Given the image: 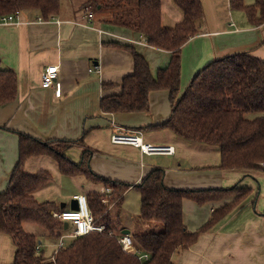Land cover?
Segmentation results:
<instances>
[{"label":"crops","instance_id":"1","mask_svg":"<svg viewBox=\"0 0 264 264\" xmlns=\"http://www.w3.org/2000/svg\"><path fill=\"white\" fill-rule=\"evenodd\" d=\"M207 1L202 0L204 19L199 33L182 46L181 82L194 77L212 60L236 52H249L264 60V23L253 25L247 17L237 26L230 0H214L212 25L207 24ZM162 11L166 26H174L183 19V12L174 0H162ZM94 14L92 20L86 8L63 9L60 4L59 12L50 18L29 10L20 12V23H0V68H10L18 77L17 98L0 106V191L6 190L18 161L19 140L14 130L42 140L83 137V143L66 150L70 159L80 162L84 148L88 147L92 151L89 159L92 171L132 184L123 203L111 208L118 230L127 228L134 235L163 228L162 222L144 221L140 210L134 211L126 200L131 191L137 190L134 185L155 167L165 169V184L174 188H228L240 183L250 186L251 193L201 233L193 245L178 252L174 261L176 264H264V170L220 168L221 154L215 145L189 141L168 127H155L171 114L168 89L149 93L147 111L103 112L102 96L119 92L123 77L134 69L132 52L122 44L139 50L155 77L170 62L171 51L149 45L137 32L107 22L105 16L109 14L100 6ZM40 16L45 21H38ZM49 64L59 65L60 96L55 87L41 85V73ZM95 66L98 70L90 71ZM104 83L116 86L104 89ZM118 127L140 131L145 142L172 145L175 153L147 154L132 144L113 143L111 134ZM53 160L40 155L25 161L24 168L29 173L46 169L52 174L50 182L33 192L39 201L60 203L58 210L71 209L74 195L102 189L84 176L62 173ZM58 179L66 180L69 186L63 187L62 182L57 185ZM235 196L203 204L185 199L183 219L188 230L199 229L214 208ZM71 226L65 224L66 234L72 231H68ZM45 241L41 249L51 256L56 243L48 237ZM15 251L12 237L0 232V264H13Z\"/></svg>","mask_w":264,"mask_h":264},{"label":"trees","instance_id":"2","mask_svg":"<svg viewBox=\"0 0 264 264\" xmlns=\"http://www.w3.org/2000/svg\"><path fill=\"white\" fill-rule=\"evenodd\" d=\"M183 12V19L174 26L162 22V0H89L92 10L100 6L109 16L107 22L137 32L147 44L171 51L168 65L153 76L146 57L134 46L122 44L133 55L134 69L125 75L120 91L105 93L101 98L103 112H141L150 107L149 93L168 89L171 114L155 127H168L177 135L194 142L215 145L221 154L220 168L264 170V115L253 119L250 112L264 113V60L249 52H236L216 58L200 69L181 93L182 46L200 31L204 19L202 0H174ZM60 0H0V14L17 11H38L44 18L56 15ZM232 9H243L253 25L264 23V0L246 5L244 0H230ZM116 86L104 83L107 89ZM18 77L10 68H0V106L17 98ZM5 128H8L5 126ZM18 135V161L9 183L0 191V232L12 237L16 246L13 264H176L174 256L193 245L200 234L225 216L252 191L240 183L215 188H174L165 184V169H151L134 187L140 192V215L146 222H162L163 228L134 234L138 249L150 254L148 260L125 251L114 233L118 223L111 208L121 205L131 183L107 178L92 171L91 149L85 147L82 160L75 162L66 150L79 139L42 140L29 133ZM52 157L64 174L81 175L109 188V192L87 193L88 206L96 224L103 231L68 237L56 254L46 256L38 234L25 230L26 222L44 227L52 243H57L67 228L52 214L58 204L39 201L33 194L52 179L49 170L36 173L25 170V161L33 156ZM214 208L211 217L199 229L190 231L183 219V202L191 199L199 204L226 200ZM103 198L107 202H103ZM54 256V257H53Z\"/></svg>","mask_w":264,"mask_h":264},{"label":"built area","instance_id":"3","mask_svg":"<svg viewBox=\"0 0 264 264\" xmlns=\"http://www.w3.org/2000/svg\"><path fill=\"white\" fill-rule=\"evenodd\" d=\"M87 16L89 19L94 18L95 14L91 10L89 6H86ZM38 21H45V19L40 16L38 17ZM0 23H20V11L11 14H0ZM98 66L91 68L90 71L96 69L98 70ZM59 65L58 64H49L46 65L41 73V85L43 88H52L55 87L57 90V95H61V87L60 83L58 82L59 76ZM111 140L113 143H122V144H132L136 147H139L140 150L147 154L153 153H164V154H173L175 153V148L172 145H164V144H152L145 142L140 131H132L125 129L123 127H118L116 131L111 134ZM102 192H109L110 189L103 187L101 189ZM78 203V209H61V210H53L52 214L65 221H68L70 224L73 222L74 228L68 234H63L58 242L55 244V251H57L65 245V239L68 237H76L85 235L91 231H103L105 229L104 224H96L94 222L93 214L88 206V201L86 194L78 193L74 195ZM104 203L107 202L106 198L102 199ZM118 242L121 244L122 248L127 251L131 252L140 260H148L150 258V254L146 251L138 249L135 245V241L133 235L123 233L122 231L118 230L114 233ZM41 246H37V250H40ZM53 254V255H54ZM54 257V256H53Z\"/></svg>","mask_w":264,"mask_h":264},{"label":"rangeland","instance_id":"4","mask_svg":"<svg viewBox=\"0 0 264 264\" xmlns=\"http://www.w3.org/2000/svg\"><path fill=\"white\" fill-rule=\"evenodd\" d=\"M246 2H248V3H246ZM254 2H255V0H251V1L245 0L246 4H252ZM88 3H89V0H61V6H62L63 9L64 8L66 9V7H68L69 9H71L72 7H78L79 9L80 8L81 9L82 8L85 9L86 8L85 4H88ZM213 3H214V0H208L207 1V4H209V8L207 7L208 11L206 10V13H205L206 14L207 24L209 23L210 25H212V21H213V17H214V14L212 13V11H213L212 10ZM91 6H92V11L94 12V10H96V6H94V5H91ZM231 12H232V16H233V19H234L236 25L237 26H241L242 19H246L247 18L246 12L243 9H238V8L233 9V11L231 10ZM91 19L94 20L93 18H91ZM192 78H193V76L190 79H188V80L186 78L182 79V82H181V90H182V92L186 89L187 85L192 80ZM261 114L264 115V113L250 112V113L246 114V117L249 118V119H253L256 116L261 115ZM54 163H55V165H57L56 162H54ZM58 176H59V173L56 174V177H58ZM64 179H66V178L64 177ZM56 181H57V185H58V183L62 182V186L63 187L66 188L67 186H69V183L66 180H59L58 179ZM52 185H55V184H52ZM54 187H56V186H54ZM51 193L54 195L55 191L52 190ZM126 200H127V206H133L134 211H137V213H138V210H140V206H141L140 205L141 204L140 192L138 190L131 191L128 194ZM58 206H60V203H58ZM116 211L117 210L114 208L113 209V213L115 214ZM71 225L72 226L68 229V231L73 230V228H74L73 222H71ZM24 227H25V230L27 232L38 234V236L41 238L42 244L46 243L45 240L48 237V232H47V230L44 227H42V226H40V225H38L36 223H33V222H26L24 224ZM116 231H118V229ZM65 243H66V239H65Z\"/></svg>","mask_w":264,"mask_h":264},{"label":"water","instance_id":"5","mask_svg":"<svg viewBox=\"0 0 264 264\" xmlns=\"http://www.w3.org/2000/svg\"><path fill=\"white\" fill-rule=\"evenodd\" d=\"M65 205L62 203L61 204V207L63 208ZM70 207H71V209H78V203H77V200H76V198H73L72 200H71V203H70ZM65 224L67 225L68 224V221H65ZM123 233H126V234H130V229H124L123 231H122Z\"/></svg>","mask_w":264,"mask_h":264}]
</instances>
